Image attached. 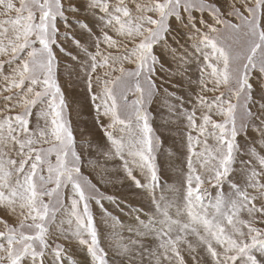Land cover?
Masks as SVG:
<instances>
[{
    "label": "snow or ice",
    "instance_id": "6c2138e0",
    "mask_svg": "<svg viewBox=\"0 0 264 264\" xmlns=\"http://www.w3.org/2000/svg\"><path fill=\"white\" fill-rule=\"evenodd\" d=\"M63 57L102 136L73 126ZM160 128L184 147L167 188ZM125 180L155 247L102 242L91 205ZM0 210V264H264V0H0Z\"/></svg>",
    "mask_w": 264,
    "mask_h": 264
},
{
    "label": "rangeland",
    "instance_id": "374dc122",
    "mask_svg": "<svg viewBox=\"0 0 264 264\" xmlns=\"http://www.w3.org/2000/svg\"><path fill=\"white\" fill-rule=\"evenodd\" d=\"M82 43H84L85 46L90 45V42L86 40L82 41ZM61 55L63 56V54ZM62 64L70 66L67 69L64 67L61 68L60 81L70 106L69 111L73 126L79 129H90L95 132L97 137L102 136L99 126L94 124L95 112L92 110L91 101L83 83V74L80 72L79 68L75 66V62L67 57L62 58ZM186 68L188 76H191L193 79L198 78L196 63H190L186 65ZM158 134L164 140L165 151L158 157V163L165 173L162 182L165 183L167 188L175 182L177 171L184 163V147L181 142V134H178L175 129L166 130L160 128ZM77 135L79 136V133H77ZM86 174H90L94 181L99 179L90 169L86 170ZM137 178L143 181V177H140L138 174ZM130 185L131 181L125 180L123 183H117L115 187L112 185L103 186L106 188L108 194L118 198L115 204L104 201V206L107 209L106 214L95 204L91 205L98 222V229L102 233V242L104 237L111 235L109 229L114 228L125 243L137 240V246L143 243L145 247H155L158 241L154 237L150 236L144 238L141 235L138 239V225L136 221L151 216V212L149 211L151 205L148 196L143 194V190L136 189L134 186ZM210 191L215 193L216 189H210ZM160 192L161 189L157 188V195H159ZM165 194H167V192ZM0 218L9 219L11 222V219L6 216L3 210H0ZM113 220L115 223H113ZM0 228H2V225H0ZM51 242L62 243V241L55 240V237H53ZM72 258H78V256H73ZM134 264H139V260L134 262ZM143 264H149V261L145 259ZM189 264H191V262H189Z\"/></svg>",
    "mask_w": 264,
    "mask_h": 264
}]
</instances>
